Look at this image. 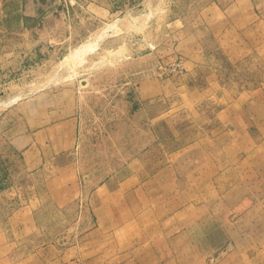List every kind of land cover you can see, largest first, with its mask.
<instances>
[{
  "label": "rangeland",
  "instance_id": "374dc122",
  "mask_svg": "<svg viewBox=\"0 0 264 264\" xmlns=\"http://www.w3.org/2000/svg\"><path fill=\"white\" fill-rule=\"evenodd\" d=\"M234 1L3 0L0 220L37 198L36 224L16 232L71 242L97 221L93 209L102 198L119 192L132 199L133 189L122 190L134 184L148 190L154 174L161 175L153 182L163 207L158 215L174 236L186 214L173 196L180 190L173 174L189 179L195 240L202 220L205 237L212 235L213 207L224 222L235 216L230 206L264 207V196L239 197L244 185H254L255 167L245 159L264 153V56L230 59L207 23L216 13L212 6L225 12ZM252 2L264 18V0ZM210 73L221 86L213 92L204 89ZM221 110V120L214 118ZM233 141L237 161L229 165ZM202 148L214 162L197 160ZM208 172L221 181H202ZM53 175L69 182L52 197L47 178ZM236 184L237 197L228 198ZM220 237L226 242L217 250L205 246L207 264H231L234 236L223 230Z\"/></svg>",
  "mask_w": 264,
  "mask_h": 264
},
{
  "label": "crops",
  "instance_id": "0c3cea01",
  "mask_svg": "<svg viewBox=\"0 0 264 264\" xmlns=\"http://www.w3.org/2000/svg\"><path fill=\"white\" fill-rule=\"evenodd\" d=\"M3 6V0H0V12ZM210 10L216 13L213 17L208 16L207 23L211 25L216 41L230 59L239 60L253 53L264 56V18L256 14L252 0H235L225 12L217 5L212 6ZM218 11L222 13L219 14ZM217 77L214 73L206 77L205 91L213 92L221 87ZM225 113V110H221L214 114V118L219 120L220 117L221 120ZM216 127L214 125L212 130L215 131ZM201 145L206 144L197 143L198 147ZM258 145L253 143L251 148ZM237 146L235 141L229 144V165L237 161ZM213 157L215 155L207 148H202L198 152L197 160L208 165L214 162L215 159H211ZM245 161L249 166L255 167L250 180L254 185H244L239 191V197L264 196L261 194L264 187L257 186V183L264 182V174L261 172L264 153L260 151ZM158 178H161V175L152 176L148 190L136 188V184L132 187L126 186L122 193H129L133 189L132 199L129 197L126 200V196L119 195V192L116 197L102 198L100 205L93 209V212L97 213V221L82 229V233L71 242L60 235H54L45 241L42 237L35 239L34 233L18 234L17 229L36 224L35 217L40 209L37 198L36 201L22 202L10 212L7 221L0 220V264H207L208 254L205 246H213L215 251L222 241L225 243L226 239L222 240L220 237L223 230L230 231L234 236L232 241L235 247L228 254L231 264H264L263 206H230L227 212L235 216L225 222L221 219L222 211L216 213V208L213 207V221L208 223L212 235L205 237L206 223L202 220L196 223L201 237L195 240L190 236L188 220L189 179L182 174H173L170 176L171 181L180 187V190L174 189L176 194L173 196L176 200L180 199L179 209L181 213L186 214L185 220L177 227L179 233L174 236L172 224L165 222L164 218L158 215L163 208L158 206L157 189L154 186ZM201 180L214 182L221 181V178L217 177V172H208ZM68 182L61 175L47 178L48 196L50 194L53 197L59 193ZM236 189L237 184L230 187L227 197L236 198ZM1 191L3 190L0 189V195ZM215 194L219 195V191L214 190V196ZM240 234L244 235V238H239Z\"/></svg>",
  "mask_w": 264,
  "mask_h": 264
},
{
  "label": "bare ground",
  "instance_id": "6f19581e",
  "mask_svg": "<svg viewBox=\"0 0 264 264\" xmlns=\"http://www.w3.org/2000/svg\"><path fill=\"white\" fill-rule=\"evenodd\" d=\"M6 102H8V101H6Z\"/></svg>",
  "mask_w": 264,
  "mask_h": 264
}]
</instances>
